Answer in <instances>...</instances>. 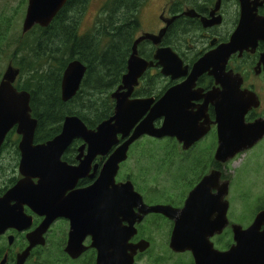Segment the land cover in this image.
Listing matches in <instances>:
<instances>
[{"label": "water", "instance_id": "water-1", "mask_svg": "<svg viewBox=\"0 0 264 264\" xmlns=\"http://www.w3.org/2000/svg\"><path fill=\"white\" fill-rule=\"evenodd\" d=\"M67 1L28 0L22 33H28L35 26L49 27ZM221 1H217L210 18L201 19L204 28L221 24V18L215 16ZM240 4V22L230 41L207 52L191 70L171 47L162 46L169 26L178 17L168 20L158 34H141L133 44L122 83L112 93L116 102L113 116L96 129L88 128L78 116H67L60 134L44 143H35L38 120L32 114L31 95L16 87L20 69L10 63L0 82V153L8 134L15 129L21 137L18 146L21 178L0 197V232L10 226L17 227L22 222L24 206H29L46 216L37 230L39 234H43L57 216L70 218L72 231L66 251L71 256L77 257L85 250L82 241L91 235V246L98 250L97 264H135L138 253H145L151 244L146 239L136 243L131 240L139 233L137 225L154 214L174 223L169 248L176 254L190 252L194 264H264V211L259 212L247 228L230 224L229 204L220 203L228 193V186L219 195H210L208 184L212 175L190 192L183 208L147 205L132 182L116 183L120 165L128 159L130 147L142 137L177 138L183 149L189 150L205 134V131L197 133L198 114L181 108L183 100L195 99L193 89L205 73L216 83L214 92L205 95L206 100H215L219 138L216 159L226 162L253 147L264 136V120L250 125L244 123L249 110L245 94L226 93L241 89V80L236 82L235 75L225 70L227 60L249 46L255 48L258 40L264 41V17L257 16L252 0H240ZM183 15L196 16L191 10ZM145 41L156 47L151 61L139 54V45ZM261 63L264 65V54ZM152 68H160L161 74L173 81L183 76L188 78L170 88L159 100L134 97L141 79ZM86 73L87 66L80 60L68 64L61 83L63 102L71 101L78 94ZM162 118L163 124L156 127L155 122ZM76 140L85 143L79 149L80 164L71 167L62 161V156ZM119 141L125 142L120 144ZM118 144L117 151L109 157L91 186L73 193L68 202L58 197L73 189L78 180L89 176L97 156L107 155ZM36 179L38 182L34 181ZM52 203L56 206L53 209ZM101 212L103 219L99 220L96 215ZM124 221L128 225L123 226ZM229 225L234 243L227 250H219L212 239Z\"/></svg>", "mask_w": 264, "mask_h": 264}, {"label": "trees", "instance_id": "trees-1", "mask_svg": "<svg viewBox=\"0 0 264 264\" xmlns=\"http://www.w3.org/2000/svg\"><path fill=\"white\" fill-rule=\"evenodd\" d=\"M147 1L106 0L94 27L85 34L80 33V25L91 0H68L49 27L35 26L26 34L17 28L14 18L7 14L6 9L0 12V65L4 61H10L20 69L15 85L31 95L32 114L38 120L35 143H44L59 135L67 116H78L90 129H96L100 123L113 116L115 102L111 93L122 83V77L127 72L133 44L142 31L141 13ZM178 1L183 3L186 0ZM202 1L210 3L213 0ZM201 30L200 26L180 18L165 35L162 45L172 47L186 62L182 46L187 43V39L195 43L194 34L199 36ZM155 50L156 47L147 41L139 45V54L148 60L153 58ZM201 56V50H191V63ZM74 60L84 63L87 73L78 94L65 103L61 96V83L68 64ZM1 79L0 72V82ZM165 89L163 77L156 68L144 75L134 96L158 98ZM20 140L21 137L12 130L2 146L0 158L2 153L8 152L11 160L7 166L0 165V197L21 177L18 174ZM146 149L136 154L141 171L134 176L136 180L132 179V183L138 193L136 183H151L147 176L154 174V168L146 166L153 160L144 159L142 163L143 160L138 157L139 154H145ZM159 149L152 146L151 153L158 154ZM7 175L10 178L4 182ZM166 222L163 216H153L150 224L153 232L165 230ZM144 224L139 226L136 239L151 241L147 259L152 264H168L174 257L167 252L156 260L150 255L154 240L150 235L152 230L149 231V225ZM168 243L167 240L166 244ZM217 244L228 248L232 244V238L228 244L223 245L222 241ZM173 264H194V260L189 255L187 263H176L174 260Z\"/></svg>", "mask_w": 264, "mask_h": 264}, {"label": "flooded vegetation", "instance_id": "flooded-vegetation-1", "mask_svg": "<svg viewBox=\"0 0 264 264\" xmlns=\"http://www.w3.org/2000/svg\"><path fill=\"white\" fill-rule=\"evenodd\" d=\"M169 1H171V3L169 5L168 4L165 5V7H163L161 11V14H164L165 16L164 17L162 16L160 19L161 20L160 30L165 28L167 26V21L174 17H178V18L175 19V21H173V23L169 26L167 33L169 32L170 28L172 27L174 28V25L180 18H184L192 25H196V26L198 25L202 28L199 36H197L198 34L196 33L194 34V37L196 38L195 43H192L189 39H187V43L183 44L182 46V48L184 49L182 54L185 57L186 62L175 51L182 58L184 64L189 66L190 70L192 66L207 52L212 51L218 46L229 42L240 22V17H241L240 0H222L220 8L215 15L221 18V24L214 25L208 28H204L201 19L203 17L210 18L212 12L216 8V3L218 0H213L210 3H204L202 0L199 1L186 0L183 3L179 2L178 0H169ZM27 6H28V0H27ZM252 7H256L255 13L257 14L258 17H264V0H252ZM190 10H192L194 14H196V16H184V15L181 16L182 14ZM26 11H27V7H26ZM166 47H170V46H166ZM195 48L201 50L202 56L199 59H197L195 62L191 63V50ZM263 54H264V41L258 40L255 48L249 46L247 49L243 50L242 52L238 51L233 55H231L230 58L227 60L225 66L226 72L233 73L235 75L233 79L236 82H240L241 80L240 90L226 91V93L230 95L245 94L246 97L245 102L246 104L249 105V110L244 116V123L246 125L253 124L259 120H264V65L261 63V58ZM152 69H156V68H152ZM152 69L148 71H152ZM157 69L160 70V68ZM162 77L164 80V87L166 89L162 92L160 97L158 98L153 97L156 100L161 99V97H163L170 88L183 83L188 78V76H183L173 81L171 80L170 77H164L163 75ZM214 87H216L214 78L210 76L209 73H205L198 78L195 87L193 89V91L195 92L194 93L195 99L191 101L188 100L182 101L181 108L186 109L188 113L191 112L194 114H198L197 133H203V131H205L204 132L205 134L200 138V140H198V142H196L189 150H184L182 144L178 142L179 140L177 138H163L157 140L171 141L169 144L171 146L177 147V149H179V151L182 153L184 152L190 153L191 151L195 150L203 143L207 144L208 141H213L211 150L209 152L206 150V153H209V156L207 158H201V162L199 163L200 165L190 166L192 179H193V186L192 189L189 191V194L205 178L212 175V178L208 184V189H209L208 193L212 196L219 195L222 191H224V188L228 186V193L224 196V198L220 203L227 202L229 204V209L231 206L230 195L233 185L232 184L233 180L231 176V165H232L231 163L240 160L241 163L239 164V166H237L240 168L233 171V176L236 177L240 169L246 168L247 171L251 173L249 174L250 178H248V181L250 183H255L257 188H261L256 193V198L254 199L252 205L250 206L253 208L252 209L253 214L248 218H245V221L248 222L245 227L247 228L253 223L256 215L259 212L264 211V136L260 140H258V142L253 147L236 154L234 158L229 159L226 162L218 161L216 159V152L218 149L219 138H218V124H217L215 100L210 98H208L207 100L205 99V95H208L209 92L213 91ZM112 93H111V98H112ZM137 98H141V97H137ZM115 110H116V102H115L114 112ZM163 122H164V118L157 120L155 122L156 127L162 125ZM144 137H148V136H144ZM148 138L152 140L155 139L151 137ZM141 139L137 140V142H135L130 147L128 151V159L120 165V170L116 176L117 184L125 183L128 181L133 182L132 178L136 175V172L133 165L130 164V161L132 159V147L136 145L138 141H140ZM119 142L120 144H122L125 141H119ZM84 143H85L84 141H80V140L74 141L73 144L63 154L62 161L67 163L71 167L78 166L80 164V161L78 160L79 149L82 147V145H84ZM120 144L115 145L107 155L97 156L92 163L89 176L78 180L77 184L73 189L66 190L63 194L58 195V197L61 200L68 202L71 196L73 195V193L79 190L86 189L89 186H91L98 179L105 163L107 162L109 157L117 151ZM171 146L168 145V148H164V147L160 148L158 154L157 153L139 154L138 157L141 158L142 160L151 158V160H153L152 163L161 162L162 158L166 156L167 153L173 152V148ZM87 150L88 148L86 147L84 150L85 154L87 153ZM177 156H182V155L181 153H179ZM256 158H258L261 163L258 164L256 169H254V172H252L250 170L251 168L250 164L252 162H256L257 161ZM149 167L153 168L152 166ZM153 172H155V169ZM255 172L260 173L261 179L252 176L255 174ZM34 181L38 182L37 179ZM189 194H187L185 197L181 199L180 198L173 199L170 202L160 203V204H150L147 203L144 200V198L143 200L147 205L150 206L166 205V206H172L174 208H183ZM55 207L56 206L52 203L51 208L53 209ZM96 216H98L99 220L103 219L102 212L97 214ZM150 216L153 217L155 215L154 214L148 215L141 224L147 221V219ZM45 219H46L45 215H41L35 212L29 206H24V216L22 222L17 227L10 226L0 232V264H97L98 250L91 246L92 244L91 235H87L82 241V247H84L85 250L77 257H73L66 251V248L70 240V234L72 231V222L70 218L64 216H57L51 222L48 229L43 234H39L37 230ZM166 220L167 222L165 223L164 226L167 228V238H168L167 240L169 241L171 238V233L174 227V223L168 220L167 218ZM141 224L137 225L138 231H139V226ZM126 225H128V222L124 221L123 226ZM108 231H110V229H108ZM231 238L233 244L234 243L233 233L231 226L229 225L221 235L215 236L212 239V241L217 243L222 241L223 245H225L229 243V240H231ZM141 239L134 238L131 240V243H136ZM228 248H222L219 250H227ZM147 252L143 254L138 253V255L136 256L135 264H148ZM183 254H189L192 257L190 252H186ZM175 255H182V254L175 253Z\"/></svg>", "mask_w": 264, "mask_h": 264}, {"label": "rangeland", "instance_id": "rangeland-1", "mask_svg": "<svg viewBox=\"0 0 264 264\" xmlns=\"http://www.w3.org/2000/svg\"><path fill=\"white\" fill-rule=\"evenodd\" d=\"M106 0H91L89 3L84 16L82 18V23L80 25V33L85 34L89 32L95 25L96 19L103 8ZM171 1L169 0H148L144 8L142 9L141 19H142V33L158 34L161 28V17L165 16L161 14L162 8L165 5H169ZM27 0H0V12L2 10L7 11L9 16L14 18L13 22L18 26L17 28L22 29L23 21L26 15ZM162 30V29H161ZM10 61L3 62L0 65L1 76L5 74L8 69ZM17 68V67H16ZM171 141H159L157 139H149L148 137L142 138L136 145L132 147V159L130 164L133 165L136 174L141 171V167L138 168V158L136 156L142 149L147 148L144 153L151 154V147L156 148H168V145ZM213 141H208L207 144L203 143L195 150L188 152H180L179 149L175 146L172 153H167L161 160V162H155L146 164V166H152L155 169L153 175H148L147 180L151 183L141 185L137 184V189L139 193L142 194L144 200L150 204H160L167 203L173 199L183 198L193 186V179L191 173V165L198 166L201 162V158H207L209 153H206V150L209 152L212 148ZM135 152V153H134ZM181 153L182 156H177ZM0 158V165L7 166L11 160V155L8 152L2 153ZM256 162L250 164V170L254 172L257 165L260 164V160L256 158ZM144 163V160L142 161ZM240 160L232 162L231 164V176L233 180V185L231 189V206L228 212V218L230 223L239 224L246 227L247 223L245 218H248L253 214V208L250 207L256 198V193L261 189L257 188L255 183H250L248 178L251 174L247 171L246 168L240 169L236 177L233 176V171L239 169ZM245 163V162H244ZM152 168V169H153ZM151 169V171H152ZM258 179H261L260 173L255 172L254 175ZM10 177L4 179V182L7 181ZM136 180V177L132 178ZM2 183V182H1ZM136 188V187H135ZM153 217L150 216L144 226L149 225V231L153 228L151 222ZM150 233V235L152 234ZM154 245L153 251L150 255L156 260L159 256H164V252H167L169 255L174 257L168 264H173L175 260L176 263L185 262L189 260V254L175 255L169 250L167 243V228L159 232L155 230L152 234ZM214 242V241H213ZM218 249H222L221 246L217 245V242H214ZM165 256L163 259L165 261ZM148 264H152L150 260L147 259Z\"/></svg>", "mask_w": 264, "mask_h": 264}]
</instances>
